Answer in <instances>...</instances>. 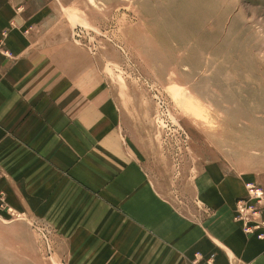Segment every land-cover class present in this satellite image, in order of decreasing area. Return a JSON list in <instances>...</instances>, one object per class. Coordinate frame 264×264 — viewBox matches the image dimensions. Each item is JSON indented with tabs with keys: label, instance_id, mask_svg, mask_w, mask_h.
<instances>
[{
	"label": "crops",
	"instance_id": "0c3cea01",
	"mask_svg": "<svg viewBox=\"0 0 264 264\" xmlns=\"http://www.w3.org/2000/svg\"><path fill=\"white\" fill-rule=\"evenodd\" d=\"M62 9L56 0H0V190L14 213L0 220L38 221L67 235L55 244L69 260L82 250L79 260L92 264H195L196 254L264 264V237L234 219L246 180L207 171L214 214L194 227L164 201L158 163L120 140L139 127L132 108L63 34Z\"/></svg>",
	"mask_w": 264,
	"mask_h": 264
},
{
	"label": "rangeland",
	"instance_id": "374dc122",
	"mask_svg": "<svg viewBox=\"0 0 264 264\" xmlns=\"http://www.w3.org/2000/svg\"><path fill=\"white\" fill-rule=\"evenodd\" d=\"M56 1L63 34L132 108L139 127L120 140L158 163L177 217L194 227L214 214L204 200L215 167L246 180V194L248 183L264 188V0ZM62 236L0 220V264H92L82 250L69 260Z\"/></svg>",
	"mask_w": 264,
	"mask_h": 264
},
{
	"label": "built area",
	"instance_id": "2783aa9c",
	"mask_svg": "<svg viewBox=\"0 0 264 264\" xmlns=\"http://www.w3.org/2000/svg\"><path fill=\"white\" fill-rule=\"evenodd\" d=\"M246 187V196L236 201L235 218L242 224L246 234L262 238L264 237V188L256 183H248ZM2 212L14 217L13 211L6 202L5 193L0 190V216ZM195 264H211V259L203 261L200 254H196Z\"/></svg>",
	"mask_w": 264,
	"mask_h": 264
}]
</instances>
